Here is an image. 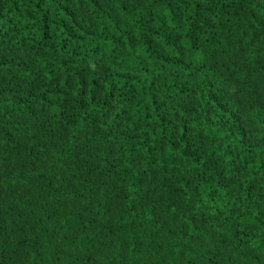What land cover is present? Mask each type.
Instances as JSON below:
<instances>
[{
  "label": "trees",
  "instance_id": "16d2710c",
  "mask_svg": "<svg viewBox=\"0 0 264 264\" xmlns=\"http://www.w3.org/2000/svg\"><path fill=\"white\" fill-rule=\"evenodd\" d=\"M188 2L0 0V264H264V0Z\"/></svg>",
  "mask_w": 264,
  "mask_h": 264
},
{
  "label": "rangeland",
  "instance_id": "374dc122",
  "mask_svg": "<svg viewBox=\"0 0 264 264\" xmlns=\"http://www.w3.org/2000/svg\"><path fill=\"white\" fill-rule=\"evenodd\" d=\"M188 3V0H185V3L177 6V9L184 13L186 11V6L188 5ZM81 14L83 17H86V14H84V10ZM88 14L89 16H87V18L92 19V16L89 12ZM248 31L251 32V38L245 50L237 52L236 56L230 60H228L226 56H219V52H217V57L215 58L216 66L225 73L224 78H228V80L236 82H229L231 84L234 83L239 85V90L237 92H228V99L234 106L233 108L238 109L239 112L243 115L249 112L252 104L255 103L257 96L260 94V92L264 91L263 12L259 13L258 17L255 20L251 21ZM243 36L244 35L238 34L233 41L237 42ZM29 123L32 130L36 134L39 127L36 118L31 117ZM5 127L6 129L3 130L2 125L0 124V143L7 144L9 141H11L13 150L20 149V144L22 143L21 138L17 137L15 139H12L9 136V121H6ZM36 137L37 141L39 135L36 134Z\"/></svg>",
  "mask_w": 264,
  "mask_h": 264
}]
</instances>
